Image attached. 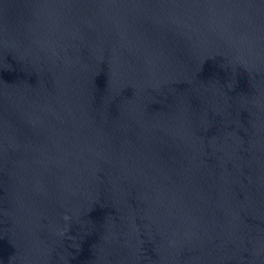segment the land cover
<instances>
[{"label":"water","instance_id":"1","mask_svg":"<svg viewBox=\"0 0 264 264\" xmlns=\"http://www.w3.org/2000/svg\"><path fill=\"white\" fill-rule=\"evenodd\" d=\"M0 264H264V31L0 0Z\"/></svg>","mask_w":264,"mask_h":264}]
</instances>
